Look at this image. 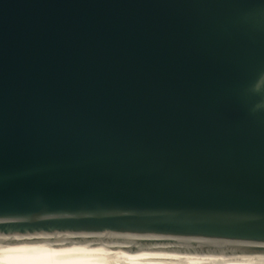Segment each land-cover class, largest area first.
Segmentation results:
<instances>
[{"label": "water", "instance_id": "water-1", "mask_svg": "<svg viewBox=\"0 0 264 264\" xmlns=\"http://www.w3.org/2000/svg\"><path fill=\"white\" fill-rule=\"evenodd\" d=\"M0 248L264 262V0H0Z\"/></svg>", "mask_w": 264, "mask_h": 264}, {"label": "bare ground", "instance_id": "bare-ground-1", "mask_svg": "<svg viewBox=\"0 0 264 264\" xmlns=\"http://www.w3.org/2000/svg\"><path fill=\"white\" fill-rule=\"evenodd\" d=\"M0 264H264V262L120 254L80 248H0Z\"/></svg>", "mask_w": 264, "mask_h": 264}]
</instances>
